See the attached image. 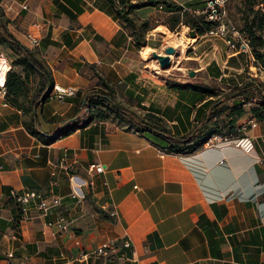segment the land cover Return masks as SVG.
Here are the masks:
<instances>
[{"label":"crops","instance_id":"1","mask_svg":"<svg viewBox=\"0 0 264 264\" xmlns=\"http://www.w3.org/2000/svg\"><path fill=\"white\" fill-rule=\"evenodd\" d=\"M0 1L12 2L11 9H0L19 42L30 49L25 32L38 36L40 43L31 50L53 82L77 88L63 101L39 103L35 114L29 102L18 106L0 95V264L8 251L14 252V264H264V113L248 130L254 141L248 153L224 142L171 154L150 133L100 118L45 143L27 128L31 114L49 135L81 115L85 95L80 88L89 68L101 69L105 80L120 77L136 46L132 29L115 16L109 0ZM169 1L184 8L183 2L203 6L207 0ZM159 8L138 5L130 15L139 24L148 19L147 9L151 14ZM159 27L149 29L150 34L155 29L167 35ZM212 41L221 76L248 66L237 55L243 51L225 45L228 53L220 40ZM246 52L249 68H256ZM229 55H236V65H226ZM166 91L165 100L150 98L143 89L145 99L150 98L145 104L150 108L143 112L155 114L171 133L185 134L212 97L190 89ZM243 107V116L253 113L247 103ZM98 162L105 165L103 172L88 171ZM71 174L83 181L79 195L71 189ZM12 188L60 196L58 211L71 221L68 230L47 226L53 215L43 216L34 208L22 215L10 196ZM111 208H116L115 216L109 215ZM122 238L130 239V247L118 248L113 257L94 254L101 243Z\"/></svg>","mask_w":264,"mask_h":264},{"label":"rangeland","instance_id":"2","mask_svg":"<svg viewBox=\"0 0 264 264\" xmlns=\"http://www.w3.org/2000/svg\"><path fill=\"white\" fill-rule=\"evenodd\" d=\"M255 1L256 0H228L224 5L225 12L221 17V20L227 24H235L240 32L244 29L250 42H255L256 49L259 48L264 50V20L262 19L264 12L255 7ZM132 3H138V0H133ZM201 4L202 2H183V5L190 7H198ZM156 6L160 7L161 5ZM148 11L152 10L147 9L144 13L148 16V19H145L148 24L142 25L141 28V37L145 39L146 44L140 46L141 48L135 46V49L130 52V57L127 59V66L125 67L126 72L124 69L121 70L119 72L120 77H113V80L111 79L110 81V79L105 80L104 75L100 73V71H102L101 69L98 71L97 69L89 68V74L87 75L88 80L81 85L80 88L84 90L83 95L96 92L93 90L98 87V91L107 93L110 96L112 95L113 98L124 106V108L135 112L137 115L138 113L142 115L144 113L143 109L150 108L145 105L150 101V98L158 97L166 100V97H163L167 92L166 90L169 89L165 82L166 80L172 82L187 81L190 83H203L217 93L229 88L230 86H236L239 82H242L244 78H250L258 85L261 92L264 93V74H260L258 72L257 66L259 64H256L255 62L253 63L256 68H249V65L251 66L250 57L246 51L237 54L243 64H248V66L244 67L241 73L237 74L235 70L231 69V73L227 76L220 75L221 61L217 60L218 62H216V54L213 53L212 46L210 45L213 42V39H218L220 40L222 49L227 50L225 48L226 43L221 37L215 34L211 35L206 31L216 24L217 21H208L209 25H205L204 29L198 28L197 30L190 27L186 23L180 24L175 29H170L166 27L167 25L163 24L171 18L172 15L171 13H166V8H159L151 14ZM183 11L185 18L196 17L199 20H205L202 14L193 15L190 10L188 11L184 8ZM142 21L143 20H140L139 23L141 24ZM251 23L253 24V35L248 32V26ZM158 25L161 29H167V35H165L162 30L158 31L155 29L152 34H150L151 30L149 29H153L154 26ZM127 28L131 29L130 26H127ZM191 30L195 32V37H193L194 39H192V36L189 34ZM169 35H181L186 43V48L185 50H181L180 45L178 47H174L176 53L173 52V57L170 56V64L163 68L159 66L157 59H154L150 52L154 49L157 52H163V49L171 44V40L168 39ZM258 35L261 37H258ZM261 40H263V43H261ZM143 47H150L149 55L141 53ZM176 49H178V51ZM0 51H2L11 61L12 72L10 73L11 76L9 75L11 77L10 81L17 79L18 77L22 81L20 84L21 91L17 96L18 101L21 103L29 102V96H31L32 92L37 87L38 74L15 63V54L10 50L7 44H0ZM227 51L228 53L230 52V50ZM235 56L236 55H229L228 63H226V65H236L234 62ZM225 57H227V53L223 52V58L225 59ZM206 62L207 64H205ZM258 62L261 61L258 60ZM191 70L194 71V75H189ZM247 71L252 74L256 73V75L252 76L247 73ZM102 82H106L108 86L106 87ZM143 89L148 96H151L149 100L145 99L142 92ZM247 105L251 107L254 104L247 103ZM87 108L88 105L83 103L82 111ZM94 110L97 115L96 119L121 120L125 124L127 122L118 113L113 111L111 112L101 105V103L97 104V106L94 107ZM221 110L222 111L216 119H213L214 121H212V124L214 125L216 131L223 133L228 132L229 130V126L226 125L229 119L227 117L229 110L224 108V106Z\"/></svg>","mask_w":264,"mask_h":264},{"label":"trees","instance_id":"3","mask_svg":"<svg viewBox=\"0 0 264 264\" xmlns=\"http://www.w3.org/2000/svg\"><path fill=\"white\" fill-rule=\"evenodd\" d=\"M109 2L111 3L115 12V16L119 19V21L122 24L131 27V34H133L132 38H134L136 47L138 48L146 44L145 39L141 37V28L142 25L148 24L146 20H143L141 24H138L130 15V12L138 5H161L166 8L167 11H171V18H169L164 23L170 29H175L177 26L183 23H186L190 27L197 30L198 28L204 29L205 25H209L208 21L206 22L205 20H199L196 17L185 18L183 7L176 3H172L169 0H145L144 4H141V2H138L137 4L130 3V0H109ZM76 10L78 12L81 11L80 8H77ZM262 19L264 20V16ZM7 23L8 18L4 16V13H2L0 9V44L8 45L10 50L15 54V63L22 65L26 69L38 74L37 87L34 89L29 99L30 109H33L36 108L39 103L44 102L48 98L53 79L40 59L34 55L33 51L22 42H19L18 39L13 35L9 27H7ZM248 27V32L253 35V24H249ZM241 33H244L248 38V35L244 29L241 31ZM258 37L261 36L258 35ZM248 41L252 54L253 56L255 55L254 58L256 63L264 67V50L259 48L256 49L255 42H250L249 38ZM261 43H263V40H261ZM258 60L261 62H258ZM11 72L12 71L10 68L5 84V97L7 96L10 102L19 106L20 101H18L17 96L21 91L20 84L22 81L18 76L17 79L10 81ZM165 82L169 88L171 87L175 90L190 89L199 93L201 92L202 94L213 98L208 102L203 113L201 114V117L193 125V128H191L185 134L171 133L169 129L159 123L160 118L155 114L151 112H145L144 115L140 117L135 112L124 108V106H122L115 98H113L112 95L110 96L109 94L98 90L84 96L83 100H85L84 103L88 105V108L83 110L81 115L77 116L75 120L68 122L67 125L63 126L52 135L46 134L39 129L37 119L32 114L29 122L26 123V125L31 133L39 136L43 142L50 143L56 138L60 136H66L77 128H82V126H85L89 122L95 120L97 115L95 114L94 107L101 103V105H103L106 109L110 110L111 112L113 111L118 113L121 117H123L127 121L128 126L134 127V129L139 132L146 131L154 137L160 139L165 144L164 149L166 152L171 154H187V152H192L202 147L209 136L218 132L214 128L212 121H214L213 119H216V117L220 114L222 111L221 108L223 106L229 110L227 116L229 119L226 123V125L229 126V130L228 132L220 133L229 136L236 134L235 121L245 114L247 110L244 109L243 105L245 103H249L252 97L256 99L254 105L250 107V110L253 112L252 114L258 118L264 113V93L261 92V89L258 87V85L251 79H246L239 85L230 86L229 88L217 93L212 88L204 85L203 83H190L186 81L172 82L169 80H166ZM102 83L105 84L106 87L108 86L106 82ZM237 99L239 100L234 102L232 106L227 105L230 100Z\"/></svg>","mask_w":264,"mask_h":264},{"label":"built area","instance_id":"4","mask_svg":"<svg viewBox=\"0 0 264 264\" xmlns=\"http://www.w3.org/2000/svg\"><path fill=\"white\" fill-rule=\"evenodd\" d=\"M228 0H207L203 6L190 7L184 6V9L190 10L193 15L202 14L206 21H217L213 27L207 30V33L217 36H221L228 47V49L236 52L248 51L251 54L252 62H255V58L249 46V41L244 33H241L235 24L225 23L221 20L225 12V4ZM135 2V1H134ZM257 5L259 9L264 12V0H258ZM12 2L5 3L0 1V8L11 9ZM21 8H27L26 3L20 4ZM34 26H39L37 22L33 24ZM25 39L29 44L30 49L37 47L40 43L37 35L33 32H25ZM257 64V63H256ZM11 61L5 54L0 51V95L4 96L6 93V80L8 71L11 68ZM257 70L260 74H264V67L262 65L257 66ZM77 92V88L73 85L62 86L56 82L52 83L51 89L49 90L47 99H57L63 101L68 95H73ZM256 99L252 97L251 102L254 103ZM5 104V103H4ZM257 126V117L254 114L248 116H242L235 121V135H226L222 133H216L209 136L203 145L215 146L224 142H232L235 146L240 148L244 153L251 152L254 147V141L252 137L248 134L250 128ZM161 154L165 151L160 150ZM105 165L102 163H94L88 166V171L103 172ZM76 174H71L69 181L71 184V189L74 195H79L81 191V183L83 181ZM11 198L20 206L21 214L26 215L30 209L34 208L39 214L43 216L53 215L52 218L46 220L45 224L49 227H54L59 231H66L69 228L70 220H67L64 215L58 211V207L61 205V198L57 194L46 195L42 191H37L30 188H25L24 190L10 189ZM116 208H111L109 210L110 216L116 215ZM131 241L129 238H122L120 240H108L101 243L98 248L94 250L96 256L113 257L116 250L120 247H130ZM134 253V251L132 252ZM14 252L8 251L6 257L4 258L3 264H14L13 263ZM141 264V263H138Z\"/></svg>","mask_w":264,"mask_h":264},{"label":"water","instance_id":"5","mask_svg":"<svg viewBox=\"0 0 264 264\" xmlns=\"http://www.w3.org/2000/svg\"><path fill=\"white\" fill-rule=\"evenodd\" d=\"M189 34H190V36L195 37V32H194V31L191 30V31L189 32ZM174 51H175L174 46H173L172 44H169L168 46H166V47L163 49V52H164V53L157 52L155 49L152 50L150 53H151V55H152V57H153L154 59H155V58L157 59L159 66L165 68V67H167V66L170 64V61H171L170 54L173 53ZM189 75H194V71L191 70V71L189 72ZM84 102H85V100H84ZM35 112H36V109L34 108V109H33V114H35ZM74 119H75V117H73V118H71V119H68L66 122L63 123L62 127L65 126V125H67L68 122H70V121H72V120H74ZM62 127H61V128H62ZM59 129H60V128H59ZM59 129H58V130H59Z\"/></svg>","mask_w":264,"mask_h":264},{"label":"bare ground","instance_id":"6","mask_svg":"<svg viewBox=\"0 0 264 264\" xmlns=\"http://www.w3.org/2000/svg\"><path fill=\"white\" fill-rule=\"evenodd\" d=\"M168 39L171 40V44L174 47H178L180 45L181 50H185L186 43L184 41V38L181 35H169V38ZM192 39H194V38L192 37ZM176 50L178 51V49H176ZM149 52H150V47H143L142 50H141V53H143L144 55H149L150 54ZM161 53H164V52H161ZM173 55H174V53H171L170 54L171 57H173Z\"/></svg>","mask_w":264,"mask_h":264}]
</instances>
